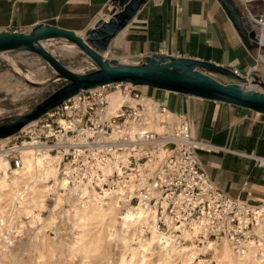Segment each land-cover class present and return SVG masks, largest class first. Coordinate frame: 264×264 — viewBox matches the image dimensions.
Listing matches in <instances>:
<instances>
[{
    "label": "built area",
    "instance_id": "1",
    "mask_svg": "<svg viewBox=\"0 0 264 264\" xmlns=\"http://www.w3.org/2000/svg\"><path fill=\"white\" fill-rule=\"evenodd\" d=\"M262 1L237 0L259 46L264 21L250 6ZM90 67L95 70L93 63ZM135 88L112 83L82 91L3 146L0 165L8 173L21 170L28 150L59 156L58 178L65 190L117 192L124 206L149 212L157 229L180 243H188L179 237L181 230H196L197 245L228 242L238 252L264 256V204L229 198L200 167L197 151L228 150L199 142L184 116ZM112 92L121 97L114 108Z\"/></svg>",
    "mask_w": 264,
    "mask_h": 264
},
{
    "label": "crops",
    "instance_id": "2",
    "mask_svg": "<svg viewBox=\"0 0 264 264\" xmlns=\"http://www.w3.org/2000/svg\"><path fill=\"white\" fill-rule=\"evenodd\" d=\"M231 1L246 16L237 0ZM116 9L113 0H0V33L48 26L83 37ZM250 9L264 21V1L252 3ZM260 42L264 44V35ZM109 54L134 65L153 55L195 60L264 84V46L243 41L218 0H147L111 40L105 56ZM144 88L143 95L184 116L196 140L228 150L197 151L200 167L221 192L253 206L264 204L263 114Z\"/></svg>",
    "mask_w": 264,
    "mask_h": 264
},
{
    "label": "rangeland",
    "instance_id": "3",
    "mask_svg": "<svg viewBox=\"0 0 264 264\" xmlns=\"http://www.w3.org/2000/svg\"><path fill=\"white\" fill-rule=\"evenodd\" d=\"M42 43L44 49L65 68L77 74L92 72L90 70V63L92 62L89 58L76 47L75 49L70 48L67 41L47 40ZM113 56L120 58L118 54L107 55L109 59ZM122 59L124 60V58ZM128 63L130 64V62ZM210 76L215 78L216 75L212 73ZM248 80L251 81L252 79L249 78ZM67 83L65 80L58 79L56 73L46 61L33 52L11 51L1 53L0 124L6 118L30 113ZM135 90L140 93L146 92V89L142 86H136ZM160 103L167 106L164 102ZM40 118L34 120V124L30 125L29 123L24 128L35 126ZM19 137L18 132L10 137L0 139V149L6 144L19 140ZM28 183L27 177L19 182L13 190L24 192ZM50 186L51 184L45 186L39 183L33 196L31 194L26 195L27 203L31 201L30 197H33L35 202L41 201L42 198L41 209L34 211V218L27 217L22 209H18L19 212L17 211L13 213L14 216H11L9 202L12 198V191L10 189L6 192L7 196L0 202V221L3 224L0 222V234L2 235H0V264H120L121 261L124 264H159L162 262L157 249L148 256L142 255L137 247L120 244L119 236H116L119 220L116 211L111 209V205L103 209V214L101 213L100 217L87 218V216H83V211L91 214L92 210L90 209L92 207L88 208L87 211L82 210L87 207L82 208L81 204L73 200L71 203L78 204L77 207H79V210L73 215L69 200L57 197L58 191ZM32 208L30 209L32 210ZM4 211H7L5 213L7 215L6 222L3 220ZM20 216H23L22 220L12 224L14 217L19 219ZM4 228L9 229V231L6 232ZM105 230H109L108 233ZM221 246H218L220 255L222 253ZM199 247L202 246L199 245ZM212 255L213 252L208 251L204 257L206 259H199L200 264H206L203 263V260L209 261L212 258L217 261L220 258V256L216 258ZM181 258V252L173 250L170 254V261L166 264H182V262L188 264ZM193 264H197L196 260ZM245 264L255 263L249 260Z\"/></svg>",
    "mask_w": 264,
    "mask_h": 264
},
{
    "label": "water",
    "instance_id": "4",
    "mask_svg": "<svg viewBox=\"0 0 264 264\" xmlns=\"http://www.w3.org/2000/svg\"><path fill=\"white\" fill-rule=\"evenodd\" d=\"M117 8L108 21L99 20L83 37L75 33L48 26H37L29 33H0V53L33 52L41 57L56 73L67 81L61 89L44 100L30 113L6 118L0 124V139L20 132L63 102L84 90L112 83H130L184 96L235 105L264 115V84L235 75L210 63L153 55L140 65L120 63L106 58L111 40L130 22L147 0H113ZM224 7L239 37L258 45L251 21L243 16L231 0H218ZM47 40H65L74 45L95 65L87 74H77L59 63L41 43ZM215 74L219 78L210 75ZM259 89H262L259 90Z\"/></svg>",
    "mask_w": 264,
    "mask_h": 264
},
{
    "label": "bare ground",
    "instance_id": "5",
    "mask_svg": "<svg viewBox=\"0 0 264 264\" xmlns=\"http://www.w3.org/2000/svg\"><path fill=\"white\" fill-rule=\"evenodd\" d=\"M260 44L263 45L262 42H260ZM41 45L43 48H45L43 43ZM68 46L70 48L75 49V46L72 44H68ZM106 54L107 53L104 54V57H106L105 56ZM113 59H116V58H113ZM116 60L119 61L120 63L128 64L127 62L123 60H120V59H116ZM120 103H121V97L119 93L112 92L109 96L110 107L114 108L118 106ZM34 123L35 122L30 123V125ZM59 162H60L59 156L50 155V154H43V155L38 156L34 154L32 151L28 150L23 155V168L21 170L12 171L11 173H8L4 169L3 165H0V169H1L0 170L1 171V174H0V202H2L3 199H5V197L7 196L6 192L11 189L12 198L9 202V208H10L9 212H11V216L13 215V213L17 212L18 209H22L27 217L30 216V218H34V215H33L35 213L34 211L38 210L39 208L41 209L40 203L42 201V198H41V201L35 202L33 197H30L31 201L27 203L28 199L26 198V195L31 194L33 196L34 195L33 193L35 192V188L38 186L39 183L45 186L48 184H51L50 187H54L58 191L57 197H59L60 199L67 198L69 200L68 202L71 205V210L73 212V215L76 214L75 212L79 210L78 209L79 207H77L78 204L71 203L73 202V200L81 204L82 208L87 207L86 209H82V210L87 211L88 208L92 207L90 209L92 210L91 214L90 213L88 214V212L86 213L83 211V216L85 217L87 216V218L100 217L101 213L103 214V211H104L103 209L104 208L106 209L109 207V205H111V209L116 211V214L118 216L116 217L119 220L118 228L117 230L116 229L114 230H116V236L117 235L119 236L120 244L124 246H127V245L134 246L135 248L137 247L141 251L142 255H148V256L153 254L154 250L157 249L162 259V262H160L159 264L168 263V261H170L169 260L170 254L173 250L181 252V257L184 259V261L188 262V264H193L194 260H196L197 264H200L201 262L199 260L200 258L206 259L204 257H201V255L207 254L208 251H211V253L213 252L214 257L218 258V256H220V258H218L217 261L212 258L209 261L203 260L204 261L203 263H206V264H210V262L211 263L216 262V264H220V263L221 264H245V262L249 260L254 261L255 264H264V256L259 257L256 255L254 251H251L249 249L242 253L238 252L235 249H233L232 246L228 242H221V243L208 242L206 245L199 247V245H197L196 243L197 234H198L196 230H192V231L181 230L179 237L183 239L185 242L188 241V243H180L176 241L175 237L172 236L170 233H165L157 229L155 218L149 212H143L139 208L131 209L130 207L124 206L117 192L115 193V192L104 191L101 194L97 192L96 190H88L87 188H82L76 191L65 190L63 184L58 178ZM27 177H28L29 183L28 185H26L24 189L25 191L24 192L14 191L13 189L17 187L18 183L22 182V180H24ZM31 207H33L32 210L30 209ZM6 212L7 211H4V214H3V220L5 222L7 220V215L5 214ZM105 216L107 217V215ZM22 218L23 216H20L19 219L14 217V219L12 220V224H16L18 221H21ZM0 222L2 224V221ZM4 230L6 232L9 231V229L7 228H4ZM108 231L106 232L108 233ZM220 245H222L221 255L218 250V246ZM120 264H124L123 261H121ZM182 264L184 263L182 262Z\"/></svg>",
    "mask_w": 264,
    "mask_h": 264
}]
</instances>
